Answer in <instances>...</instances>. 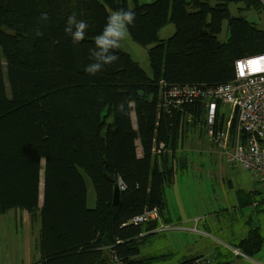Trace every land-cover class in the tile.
I'll list each match as a JSON object with an SVG mask.
<instances>
[{
  "label": "trees",
  "instance_id": "obj_1",
  "mask_svg": "<svg viewBox=\"0 0 264 264\" xmlns=\"http://www.w3.org/2000/svg\"><path fill=\"white\" fill-rule=\"evenodd\" d=\"M231 3L264 12V0H134L132 9L121 0H0V214L40 221L35 264H150L139 257L141 240L168 223L165 189L189 166L185 135L205 126L204 99L175 105L170 90L224 86L235 62L264 54V30L232 16ZM120 9L135 13L127 33L148 48L150 76L120 47L116 62L85 72L95 37ZM71 15L89 25L79 43L64 32ZM168 24L174 33L159 39ZM262 244L256 227L232 248L250 258Z\"/></svg>",
  "mask_w": 264,
  "mask_h": 264
},
{
  "label": "rangeland",
  "instance_id": "obj_2",
  "mask_svg": "<svg viewBox=\"0 0 264 264\" xmlns=\"http://www.w3.org/2000/svg\"><path fill=\"white\" fill-rule=\"evenodd\" d=\"M121 1H125L127 7L132 9L134 0ZM154 1L156 0H137L139 4ZM242 7V3H231L229 11L232 16L243 17L264 30V12L240 11L239 8ZM173 33V25L168 24L159 31L158 36L159 39L165 40ZM227 37V25L224 22L218 40L224 43ZM120 48L129 54L148 76L151 75L147 58L148 48L134 43L128 33L121 41ZM85 93L93 105L99 101L97 95H92L88 91ZM232 112V106L222 109L225 118H230ZM199 127L191 129L183 141L189 157L187 170L183 173L177 172L173 185L165 189L166 216L170 221L163 231L157 230L158 234L142 238L139 257L142 262L148 261L150 264H178L181 260L196 254L208 264L230 262L233 258L220 242L229 244L234 240L245 238L250 219L251 227L259 228L263 247L258 257L255 255L243 258L245 255H242L243 257H239L240 262L236 264H257L254 261L264 263V186L251 172L233 168L222 159L219 161L217 151L215 152L204 131L202 132ZM209 145L214 152H211ZM138 152L140 153L139 148ZM87 187L90 199L88 206L92 207L93 189L89 182ZM241 200L245 201V204H241ZM20 218L25 228H29L27 231L16 229L12 211L1 220L0 264L4 262L2 256L4 248L12 245L20 256L25 253V243L29 242L33 245L34 243L31 242L38 239L40 221L37 219L34 222L36 224L33 225L26 213L24 216L20 215ZM188 228L199 231L204 228L208 235H198L195 230L187 231ZM11 253H6L4 257H9Z\"/></svg>",
  "mask_w": 264,
  "mask_h": 264
},
{
  "label": "built area",
  "instance_id": "obj_3",
  "mask_svg": "<svg viewBox=\"0 0 264 264\" xmlns=\"http://www.w3.org/2000/svg\"><path fill=\"white\" fill-rule=\"evenodd\" d=\"M255 57L261 59L235 62L234 80L224 86L206 91L174 87L168 96L175 105L204 99L205 136L226 164L251 172L264 186V54ZM227 106L233 108L230 118L222 114V109ZM234 117L235 125L230 129ZM219 120L223 124L221 128L217 127ZM148 216L159 221L155 212ZM145 219L146 216L135 218L133 223ZM165 228L166 225L160 224L157 230L160 232Z\"/></svg>",
  "mask_w": 264,
  "mask_h": 264
},
{
  "label": "clouds",
  "instance_id": "obj_4",
  "mask_svg": "<svg viewBox=\"0 0 264 264\" xmlns=\"http://www.w3.org/2000/svg\"><path fill=\"white\" fill-rule=\"evenodd\" d=\"M135 18L134 12L125 9L114 11L109 15L101 34L95 37L96 50L91 57L94 62L85 67L86 73L96 75L104 66L111 65L119 59L113 54V50L119 49L121 41L127 35L128 27L134 24ZM88 27L85 20L71 15L67 19L64 32L71 37L73 43H79L84 39ZM249 59H261V57Z\"/></svg>",
  "mask_w": 264,
  "mask_h": 264
},
{
  "label": "crops",
  "instance_id": "obj_5",
  "mask_svg": "<svg viewBox=\"0 0 264 264\" xmlns=\"http://www.w3.org/2000/svg\"><path fill=\"white\" fill-rule=\"evenodd\" d=\"M240 12V11H239ZM173 76H174V78H175V80L176 81H179V82H181V81H183V74H182V72H181V69H180V67H176V68H174L173 69ZM213 146V145H212ZM183 148H185V146H183ZM209 148H210V150H211V152H214V150H212V147L209 145ZM213 148L215 149V147L213 146ZM205 149H206V146H205ZM185 150V149H184ZM207 150V149H206ZM217 151V154H218V159H219V161L222 159L221 157H219L220 156V154H219V152H218V150L217 149H215V152ZM223 160V159H222ZM12 212H14V223L16 224V229H18V230H20V231H24V230H28L29 228H25V225H24V223L22 222V219L20 218V215L21 216H24L25 215V213L24 212H22V213H17V212H15V211H12ZM4 216H8V213H6V214H0V221L2 220V218L4 217ZM27 216H28V220L30 221V223H32L31 222V220H30V217H29V215L27 214ZM165 217L168 219V222L170 221L169 220V218L166 216V214H165ZM34 222H36V221H34ZM33 222V225L34 224H36V223H34ZM248 224H249V228H252L251 227V220L249 219L248 220ZM36 226V225H35ZM196 226V225H195ZM2 227V221H1V223H0V228ZM198 228V227H197ZM39 229H40V227H39ZM203 230H198V229H195V228H192V229H190V228H188L187 229V231H194L195 230V233L196 234H198V235H203V236H207L208 235V233L205 231V229L204 228H202ZM249 230V229H248ZM32 239V238H31ZM34 239V238H33ZM243 239V238H242ZM241 239H237V240H234V241H232L231 243H229V244H226V243H222V242H220L221 244H223V248L224 249H228V254L230 255V256H232V258H233V260L232 261H230V262H223V263H226V264H236V263H238V262H240V260H241V258H239V257H243L242 255L243 254H241V252L240 251H238V250H235V249H233L232 248V246H233V244L234 243H236V242H239ZM31 243H34L33 245L32 244H30L29 242L26 244L25 243V253H22L20 256L19 255H17V250L11 245L9 248H4L3 250H2V256H3V264H35V262L39 259V248H38V246H37V239H36V241H35V239L31 242ZM263 245V244H262ZM263 247V246H262ZM262 249V248H261ZM206 250V249H205ZM261 251V250H260ZM9 252H12L11 253V255H9V257H7V256H5L4 257V255L6 254V253H9ZM237 253V254H236ZM14 254V255H13ZM199 254H201V253H199ZM205 254H207V253H205ZM208 255V254H207ZM241 255V256H240ZM260 255V252L258 253V254H256V256L258 257ZM200 255H198V254H196V255H193V256H191V257H199ZM34 257H35V259H34ZM254 257V256H253ZM243 258H249V257H247V256H244ZM17 260V261H16ZM19 260H21V262H19ZM255 263H257V264H264V263H262V262H260V261H254Z\"/></svg>",
  "mask_w": 264,
  "mask_h": 264
},
{
  "label": "water",
  "instance_id": "obj_6",
  "mask_svg": "<svg viewBox=\"0 0 264 264\" xmlns=\"http://www.w3.org/2000/svg\"><path fill=\"white\" fill-rule=\"evenodd\" d=\"M119 185L118 184H115L114 186V197H113V203L114 204H118L119 202Z\"/></svg>",
  "mask_w": 264,
  "mask_h": 264
}]
</instances>
